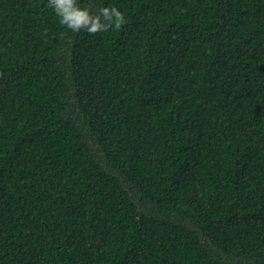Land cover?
Here are the masks:
<instances>
[{"label":"trees","instance_id":"obj_1","mask_svg":"<svg viewBox=\"0 0 264 264\" xmlns=\"http://www.w3.org/2000/svg\"><path fill=\"white\" fill-rule=\"evenodd\" d=\"M0 0V264H264V0Z\"/></svg>","mask_w":264,"mask_h":264},{"label":"clouds","instance_id":"obj_2","mask_svg":"<svg viewBox=\"0 0 264 264\" xmlns=\"http://www.w3.org/2000/svg\"><path fill=\"white\" fill-rule=\"evenodd\" d=\"M48 6L59 17L62 26L73 32L85 31L89 35L119 30L127 23L125 14L117 7H103L93 14L89 8L81 7L79 0H48Z\"/></svg>","mask_w":264,"mask_h":264}]
</instances>
